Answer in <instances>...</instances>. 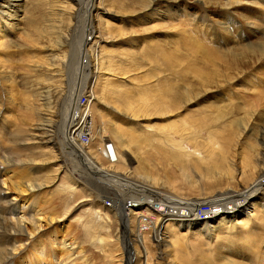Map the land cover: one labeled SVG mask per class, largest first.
<instances>
[{
  "label": "rangeland",
  "instance_id": "1",
  "mask_svg": "<svg viewBox=\"0 0 264 264\" xmlns=\"http://www.w3.org/2000/svg\"><path fill=\"white\" fill-rule=\"evenodd\" d=\"M94 1L93 46H84L85 24L74 32L76 0H21L10 17L2 8L0 264H189L205 253L204 264H264V231L254 250H231L199 227L168 230L154 209L123 221L116 183L87 166L92 158L184 203L226 151L237 180L250 154L261 169L264 0ZM82 72L86 85L67 101L83 109L66 108L63 94ZM72 125L80 146L63 133ZM205 128L222 133L212 139ZM182 140L187 151L177 148ZM128 185L118 188L125 200L140 192ZM193 235L204 241L198 251L186 243Z\"/></svg>",
  "mask_w": 264,
  "mask_h": 264
},
{
  "label": "bare ground",
  "instance_id": "2",
  "mask_svg": "<svg viewBox=\"0 0 264 264\" xmlns=\"http://www.w3.org/2000/svg\"><path fill=\"white\" fill-rule=\"evenodd\" d=\"M20 1L21 0H0V18L1 17L5 18L6 13L10 17L9 12L12 11V7L19 5ZM156 1L157 0H140V2L147 4V6H151V4L155 3ZM175 1H180V0H175ZM94 2H95L94 0H76V3H78L77 4L78 7H77V11H75L74 13V16L77 17L79 10L80 18L77 20L76 23H74L76 24V26L74 27L76 28L74 32H78L79 26L81 25L80 27L81 29L85 24V31L88 33V36L85 41L83 40L84 46H87L88 44L93 46L92 43L93 39H91L94 28L92 24V20H93L92 15L101 8L99 4L96 5ZM4 7L8 9V12L4 13V11L2 10V8ZM93 38H95V36H93ZM89 76H90L89 72L87 73L82 72L80 74L79 80H77L78 83L76 84V87L75 88L74 86L70 87L69 90H66V92L63 94L62 101L63 103H65L66 108L68 106L73 107L74 104H76L79 107L80 104L77 103V100L74 101L72 100L67 101V100L72 95L78 94L82 90L83 86L86 85L85 83L87 79H89ZM83 105H84L83 103L82 105H80L81 108L79 107V110L83 109ZM220 116L218 118L219 121L222 120V117H224V115L220 114ZM64 117L65 116L63 115V121L61 123L60 130H62L65 127L64 125H66ZM71 128H75V126L72 125L67 127L63 131V133L69 139L70 144L75 145V147L80 146L81 143L80 144L78 143L79 138L77 139V137L74 134H72L73 129ZM171 130L175 135H177L178 132L180 131L176 127L171 128ZM184 130H188V129H184ZM202 131L208 132V135L212 139L214 134L220 135L222 133L221 131L218 130H217L218 133L214 132V130H209V128H205ZM225 133L226 134L228 133L227 130H225ZM174 137L172 138L173 141L175 140ZM49 140H51L50 137ZM230 140H231V135L229 134L223 137V143H228ZM192 144L194 145V147H196L199 150L197 143H192ZM178 146H179L177 147L178 149L180 148L183 151H187V148L184 149L185 147L184 140H182ZM220 158H221L220 163L213 166L212 169L208 168V173H210L208 174L209 175L208 178L202 181V185L199 184L203 186V188H201L200 190L199 189L193 190L191 187V191L185 192L186 194L191 195V197H189L188 200H185L187 201L185 203L182 202L181 199H179L177 196H175L173 199L172 196L170 197V195H167L170 198H172V200H169L161 196L155 197L153 195L155 185L151 181L150 184H148V186L147 185L143 186L141 185L142 182L130 178L128 174H125L123 172L120 174L118 172H112V171L104 170L102 168H97L92 158H89V162L87 166L88 168H93L92 172L95 173L94 175L96 177L98 175L99 178H102V180L110 179L114 181V184L116 183L115 185L110 184L109 187L111 190L115 192L114 194H116L115 195L116 197L112 201L114 204H118L117 205L118 208H121L118 211L119 212L121 211L123 213L122 214L123 221L126 222L128 219H130L131 222L133 223H135L136 221L141 222L143 217L144 218L150 217L146 215L148 213H154L152 212V210L154 209V211L156 210L157 213L159 212V214H156V216L154 215L156 217L157 222H159V224H162V222L168 223L170 221L169 223L171 224H167L168 230L172 229L174 225H177V229L183 228L188 230L191 229L194 230V228L199 227L197 230H203L205 234H210L213 237L215 236L216 239H224L221 245L227 247L228 249L235 250L238 247L240 248L249 247L251 250H254L259 244L261 233L264 231V200L263 201L257 200L263 198L262 191H264V166L261 167L260 169V167L258 168L255 164H253L250 154L248 158L244 159L241 162L242 164L241 168L243 169V171L241 172L242 176L237 180L234 174L235 173L233 166L234 158H232V162L230 165H228L230 160L228 151H226L223 155H221ZM211 164L212 163H210V165ZM212 170L216 172L217 176H211ZM95 176H93L92 178H94ZM127 184H129L128 186L133 187V188H130L128 186L125 187L126 189H128V191L130 190L132 192L133 189L138 188L141 193L145 194V198L141 200L138 196L140 195L139 194L140 192L138 194H134L132 192L131 196L125 200V193H122L121 190L118 188L123 187ZM172 185L173 187H175L174 184ZM193 185L199 187L198 184L194 183ZM182 190H184V188ZM195 194L200 196H195ZM184 197L186 198V196ZM202 206H206V208L205 209L201 208ZM231 207L233 208L231 209ZM140 208H145V209L142 210ZM199 208L203 216L199 214L198 212ZM216 208L217 211H215ZM129 212L130 215L131 212H134L133 217L128 215ZM21 227H24V225H21ZM15 233L26 235L22 230L17 231ZM185 237L186 236H184V239ZM191 238L192 239L190 241L186 240L187 237L185 239L186 243L189 242L191 244L190 245L191 247L189 248H192L191 250H197V251L200 250L199 247L204 245V241L199 240L198 238H196L195 235H193V237L191 236ZM192 241H193V245L191 243ZM173 244L175 245L179 243L173 242ZM20 250L21 248H19V252ZM187 250L185 251L184 249L183 252H185L186 254L188 253ZM209 255L211 254L205 253L200 261L196 258L194 261H188V262L189 264H198L199 262H200L199 264H204L207 262L206 259L208 258ZM211 260H214L213 264H217L214 257ZM211 260L209 261L210 264H211Z\"/></svg>",
  "mask_w": 264,
  "mask_h": 264
},
{
  "label": "built area",
  "instance_id": "3",
  "mask_svg": "<svg viewBox=\"0 0 264 264\" xmlns=\"http://www.w3.org/2000/svg\"><path fill=\"white\" fill-rule=\"evenodd\" d=\"M84 136H86V135H84Z\"/></svg>",
  "mask_w": 264,
  "mask_h": 264
}]
</instances>
